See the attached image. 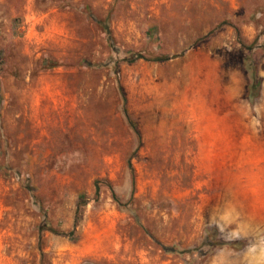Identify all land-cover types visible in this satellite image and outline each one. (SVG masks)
I'll return each mask as SVG.
<instances>
[{"label":"rangeland","instance_id":"374dc122","mask_svg":"<svg viewBox=\"0 0 264 264\" xmlns=\"http://www.w3.org/2000/svg\"><path fill=\"white\" fill-rule=\"evenodd\" d=\"M0 264H264V0H0Z\"/></svg>","mask_w":264,"mask_h":264},{"label":"trees","instance_id":"16d2710c","mask_svg":"<svg viewBox=\"0 0 264 264\" xmlns=\"http://www.w3.org/2000/svg\"><path fill=\"white\" fill-rule=\"evenodd\" d=\"M106 30H107V29H106ZM107 35L109 36V39L111 40L110 32H109L108 30H107ZM123 102H125V98H124V96H123ZM124 115H125V117H126L128 123H129V125L131 126L132 130L136 133L137 136H139V135H138V131H137V129L135 128V126H134V124L132 123V121L130 120V118H129L127 112H126V110H124Z\"/></svg>","mask_w":264,"mask_h":264}]
</instances>
